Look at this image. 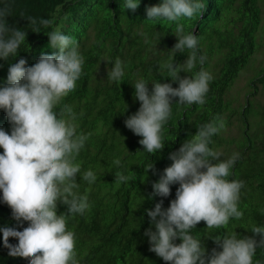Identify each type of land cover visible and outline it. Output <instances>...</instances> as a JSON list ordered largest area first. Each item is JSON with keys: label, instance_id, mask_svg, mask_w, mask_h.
Here are the masks:
<instances>
[{"label": "trees", "instance_id": "1", "mask_svg": "<svg viewBox=\"0 0 264 264\" xmlns=\"http://www.w3.org/2000/svg\"><path fill=\"white\" fill-rule=\"evenodd\" d=\"M259 1L200 0L203 8L191 19L153 22L147 20L146 9L160 5L162 0H140L135 12L124 8L125 0H0V12L5 13L8 26L26 32V41L16 57L0 59V87L6 85L12 63L23 58L27 62L25 67H30L38 62L41 54L58 53V49L48 44L47 35L53 30L74 38L85 60L75 91L65 97L60 106L67 104L73 108L77 114L78 133L88 136L76 161L81 171L76 178L78 188L75 191L87 195L90 207L83 215H67V205L57 202V214H66L67 228L75 233L79 264H168L149 250L151 245L145 232L156 229L146 210H153L160 202L162 209H167L176 198L179 184L170 185L168 197L153 196L152 184L171 165L170 154L191 139L201 125L222 117L226 123L228 115H222L233 112L229 99H223V94L258 47ZM43 20L50 24L44 25ZM178 23L184 26L185 34L192 32L197 36V55L206 57L204 64L198 63L192 72L181 71L180 78L193 76L202 67L213 79L204 105L179 104L176 103L178 98H173L172 115L164 127V147L149 154L139 143L142 137L128 129L125 120L140 107L134 96L138 80L144 79L150 92L152 84L157 82L178 87V82L168 77L163 67L172 59ZM188 54L187 50L176 53L174 65H182ZM117 59L124 70L121 83L111 81L107 75ZM256 71L246 82L253 88L255 82L264 85V63ZM248 94L252 93L245 95ZM252 106L245 100L240 110L243 140L237 143L239 158L228 177L244 182L238 203L243 216L230 218L222 228L209 229L201 221L191 230L209 256L213 249L222 251L214 243L217 237L236 233L238 238L251 237L257 242L261 239L251 229L264 226V107L258 111ZM249 113L259 115L257 128L250 135L247 132ZM0 129L11 134L12 127L2 109ZM218 136L211 137L209 147L212 150L221 139ZM116 159H120V166L114 164ZM151 163L153 169L146 171ZM89 170L97 176L91 184L82 178ZM117 172L131 179L117 183ZM28 226L29 222L18 223L13 218L0 192V229L22 231ZM8 242L14 246L18 244L13 237ZM181 242L179 238L174 241L177 245ZM8 251L0 232V264H29L28 259L12 257ZM253 260L254 264L255 261L264 262V248L256 249Z\"/></svg>", "mask_w": 264, "mask_h": 264}, {"label": "clouds", "instance_id": "2", "mask_svg": "<svg viewBox=\"0 0 264 264\" xmlns=\"http://www.w3.org/2000/svg\"><path fill=\"white\" fill-rule=\"evenodd\" d=\"M140 0H125L124 8L133 12ZM203 8L200 0H162L158 6L146 9L147 20L165 19L179 21L191 19ZM35 23V21H32ZM44 25L50 21L43 20ZM48 44L58 53L41 54L38 62L25 67L21 58L8 68L6 85L0 87V109L12 127L11 134L0 129V192L3 202L12 210L18 222H29L22 231L2 228L3 243L12 257L29 260V264H79L75 233L68 230L66 214H57V202L67 205V215H83L89 209L87 195H79L77 175L81 166L77 157L84 148L88 136L78 133L77 114L62 100L76 89V82L83 74L84 57L78 51V42L59 30L48 35ZM177 43L172 50L171 61L163 67L168 77L178 82L152 84L151 92L144 79L135 85V98L140 102L138 111L125 120V126L142 137L139 143L144 151L154 154L164 147V127L172 115L173 98L179 104L206 103L212 75L202 67L193 76L180 78L179 73L192 72L206 57L199 56L198 38L192 32L184 33V26L177 24ZM26 41V32L10 28L6 15L0 12V59L15 56ZM188 51L186 61L173 63L176 53ZM111 81L121 83L124 76L122 62L117 59L107 74ZM57 108L59 111L57 112ZM225 129L223 119L201 125L191 139L186 140L178 151L171 153L172 161L163 170L159 180L152 184V195L168 197L170 185L179 184L176 198L167 209L162 202L153 210H146L155 224V231L147 230L150 251L168 264H254L258 247L264 248V226H253L251 231L261 236L238 238L234 233L214 243L222 248L206 255L201 240L191 230L203 221L209 229L222 228L230 218L240 219L238 210L243 181L229 180L231 169L239 158L234 153L227 160H220L221 152L209 147L211 137ZM114 164L120 166V159ZM153 164L147 170L153 169ZM89 184L97 180L89 170L83 174ZM131 178L116 173V182H128ZM159 217V219H157ZM18 240L10 244L9 238ZM179 238L182 242L175 244ZM255 264H264L255 261Z\"/></svg>", "mask_w": 264, "mask_h": 264}, {"label": "rangeland", "instance_id": "3", "mask_svg": "<svg viewBox=\"0 0 264 264\" xmlns=\"http://www.w3.org/2000/svg\"><path fill=\"white\" fill-rule=\"evenodd\" d=\"M259 4L261 20L257 31L258 47L249 57L243 69L239 71L231 85L223 94V99H229L230 108H232L233 111L231 114L225 112L222 115H228L227 122L225 123V129L219 133L221 139L214 147V151L222 153L220 159L223 160L229 159L234 153L239 151L237 143L243 140V138L241 140V137H243L244 131L243 122L241 123L239 114L240 110L242 109V105L245 103V100L251 102L253 105L251 108L256 107L259 109L258 111H261L262 107H264V85L259 82H255L253 84L255 87L253 88L246 83L250 80L249 78H252L251 76L254 74V72L260 69L264 63V0H260ZM247 92H251L252 94H248L246 96L245 94ZM223 118L224 117H222V119ZM258 119L259 115H253L252 113L247 114L249 126V130H247V132L249 135L254 128H257Z\"/></svg>", "mask_w": 264, "mask_h": 264}]
</instances>
